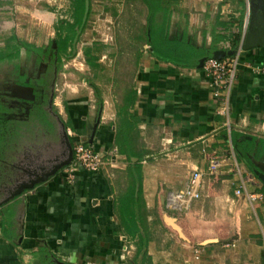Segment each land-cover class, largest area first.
<instances>
[{"label": "crops", "instance_id": "0c3cea01", "mask_svg": "<svg viewBox=\"0 0 264 264\" xmlns=\"http://www.w3.org/2000/svg\"><path fill=\"white\" fill-rule=\"evenodd\" d=\"M184 1H188L186 9L180 12L176 0H167L168 37L174 41L185 40L197 50H211L212 57H240L229 94L228 116L219 113L222 99L216 95L200 63L184 67L159 61L146 50L135 75L137 98L131 113L139 119L138 129L151 151L142 160L143 190L150 210L154 209L161 189L163 205L167 192L182 189L193 169L205 172L207 153L214 159H223L215 173L204 175L208 181L209 202L201 209L196 205L180 219L170 215L177 218L187 239L175 229L178 234L168 230L153 215L150 240L138 253L134 239L125 233L115 212L113 169L125 170L129 166L127 156L121 154L124 158L120 168L105 166L101 172L79 170L73 180L63 168L34 188L1 203L6 204L0 207V264H42L48 258L56 264H264L262 238L253 235L260 236L261 228L264 229V199L251 206L247 193L256 188L246 180L247 175L258 177V191L262 192L264 73L260 69L264 67V0ZM250 5L254 7L253 19L244 29L246 20L249 21ZM223 19L234 22L224 30ZM219 34L226 35L228 41L221 40ZM236 35L240 36L239 44L234 46ZM70 97L66 105L73 129L67 130L76 132L72 136L75 144L90 135V121L77 108L72 109ZM103 97L100 124L95 135L87 137L85 142L105 153L116 149L117 111L114 101ZM60 102L57 97L55 106H61ZM55 113L60 115L62 109ZM38 131L47 132L46 125L31 128L34 137L23 138L38 139L36 148L32 145L34 142L26 144L23 140L24 144H12L17 147L13 150L19 153L29 148L36 157L48 143L45 139L47 143L42 142ZM61 153L60 143L54 158H43V161L28 156L31 153L27 151L24 157L14 159L9 150L7 163L6 155H1L0 172L7 167L15 173L13 183L0 188V201L16 184L35 177L32 173L42 175ZM145 159L147 162L143 163ZM235 160L239 166L245 165L248 174H244V169L241 174L235 169ZM2 184L0 180L1 187ZM5 191L8 192L3 195ZM210 211L214 218L209 217ZM192 212H199L200 223ZM165 214L168 213L163 210L164 222ZM255 221L259 222L258 228ZM185 228L194 237L192 242ZM202 228H210L211 233L205 234ZM198 234H203V238L195 246ZM209 239L213 241L205 243ZM198 249L200 256L196 259ZM145 250L146 256L142 254Z\"/></svg>", "mask_w": 264, "mask_h": 264}, {"label": "rangeland", "instance_id": "374dc122", "mask_svg": "<svg viewBox=\"0 0 264 264\" xmlns=\"http://www.w3.org/2000/svg\"><path fill=\"white\" fill-rule=\"evenodd\" d=\"M74 1L0 0V156L6 155V163L9 159L7 157L9 150H11L14 159L24 157L27 151L31 153L28 156L39 158L41 161H43V158H54L53 155L57 153V148L61 143V127L59 122L56 123L54 119V132L51 131L48 125H46L47 132L38 131L39 136L42 137V142L47 141L48 143L46 142L47 148L40 151L36 157L33 156L34 153L29 148H23L21 151L19 150V153L16 151L14 154L13 149L17 147H12V144L14 143V129L17 126H24L25 130L21 132L24 138L25 136L34 137L30 128H39L45 125L40 121L34 123L35 120H32V122L31 118L35 119L33 115L35 108L39 112L43 109L49 110L46 98L43 96L48 79L43 80L41 78L52 72V69L48 70L49 67H47L52 59L51 53L59 44L63 46L66 39H68L67 56L59 64V75L54 85V102L59 97L61 106H55L54 104L53 112H60L61 108L62 113L60 115L67 120L69 112L67 111L66 99L68 100L71 95L73 99L70 101L72 109L77 108L78 112L81 115H86L90 121L88 125V131L90 132L88 135H90L86 136V140H84L87 141V137L90 138L94 130L98 129L99 118L101 117L100 111L102 110L94 86L101 90L103 96L105 95L111 102L114 101L116 108L117 95H120L121 90L115 86L114 82L115 71L119 69L117 62L120 57L132 61L131 57L134 55L133 47H130L133 40L132 30H134L132 21L135 18L142 21L143 17L137 12L135 6L127 0H92L90 3L92 13L87 30L82 32V29L79 28L76 34H72L69 33L68 29L71 24L76 22ZM187 2L176 0L175 3L178 4L180 12L186 9ZM165 3L167 4V0H165ZM253 10L254 7L250 5L247 26H249V23L251 25ZM79 32L80 34L76 40ZM69 34L73 35L74 38H70ZM49 44L50 46H48ZM149 49L146 48L147 51ZM127 67V72L130 75L132 74L130 70H133V68L136 70L134 63L129 64ZM139 67L140 62L138 63V69ZM25 84L30 87H26ZM35 93L40 94V96L35 97ZM34 105V109L31 110ZM28 114L30 116L26 120L22 119ZM54 118L56 119V116ZM75 133L73 131L72 136ZM23 138L17 143L24 144V142H21L24 140L28 144L31 141L34 142L32 145L36 148L40 142L38 139L28 138L25 140ZM206 156H208L209 166L212 157L208 153ZM10 159L12 158L10 157ZM208 166L205 169L206 177L210 176ZM240 167L244 169V174H248L244 164ZM2 170L0 180L3 184L0 188H5V184L13 183L15 171L13 169L9 170L7 167L6 170ZM205 176V188L202 197L197 202L195 201L192 208L197 205L196 207L201 209L206 202H209L210 197H207L208 181ZM251 179L253 180L251 181V187L256 188L254 182L259 185V178L251 174ZM7 192L2 193L5 195ZM192 213L197 223H200L199 212ZM209 217H215L213 212H209ZM257 223L259 225V222L256 221L254 224L257 225ZM234 228L232 229L234 230ZM213 229L212 227L211 230ZM201 230L205 234L211 233L210 228H202ZM253 235L262 238L261 234L260 236L259 234ZM202 238L203 234L196 236L195 246L199 245L198 243ZM257 241H259V238ZM56 263V261L52 262L50 258L45 262L42 261V264Z\"/></svg>", "mask_w": 264, "mask_h": 264}, {"label": "trees", "instance_id": "16d2710c", "mask_svg": "<svg viewBox=\"0 0 264 264\" xmlns=\"http://www.w3.org/2000/svg\"><path fill=\"white\" fill-rule=\"evenodd\" d=\"M129 3L133 4L137 12L143 17L142 21L139 18L133 19V40L130 47H133L134 55L131 57L132 61L120 57L117 62L118 68L114 74L115 86L120 90V95L118 96L116 102V137L114 146L117 148L120 154L127 156L129 166L125 170L113 169L115 173L114 178V189H115V212L119 215L121 223L123 225L125 233L134 239L138 253L146 248L150 240V225L151 216L155 215L156 218L171 231L173 228L168 226L163 219V210L169 215H174L180 219L184 214H177L170 210H165L160 198L161 189L156 196L155 206L153 210L148 208V203L143 190V164L142 160L146 155L150 154L151 151L147 148V144L141 135L138 126L139 119L134 117L131 113V108L136 102V90H135V75L138 71V63L143 57V51H146V45L150 46L149 52L159 61L174 62L186 67H194L200 63V59L207 55L208 58L212 57L211 50L205 52L203 50H197L191 47L189 44L182 41H174L168 37V26H169V7L165 3V0H127ZM75 19L76 22L71 24L69 27V33L76 34L79 28H82V32L87 30L89 26V19L91 17V6L87 15V20L84 22V17L86 13V0H75ZM92 0H89V5ZM223 29L232 26L233 20L222 21ZM221 40L228 41L226 35L219 34ZM71 36V34H69ZM69 38V37H67ZM70 38H74L73 35ZM240 36L236 35L234 39V46L239 44ZM68 39L65 40L63 46L58 45L56 47V52L52 53L53 57H57L59 63H62L64 57L67 56L68 49ZM51 44V43H50ZM50 44L48 46H50ZM43 47V46H42ZM214 46L212 49L214 50ZM42 49V48H40ZM54 50V51H55ZM135 64L136 70H130L131 75L127 72L129 64ZM137 66V67H136ZM59 68V65L57 66ZM49 69H52L51 74L54 69V61L49 64ZM130 69V68H129ZM53 76V74H52ZM26 87H30L25 84ZM49 86V81L47 82V87ZM95 93L99 100L101 109L104 104V97L101 90L95 87ZM46 96V103H47ZM55 108V106H54ZM55 111V109H54ZM57 112V111H55ZM35 119L34 123L40 121L52 127L54 130L53 119L57 123V120L48 110L43 109L39 112L35 108L33 111ZM61 119L65 122L66 128H72V121L69 119H64L60 115ZM17 122V121H14ZM33 122V121H32ZM27 124V123H26ZM21 125V123H20ZM20 127V126H19ZM18 126L14 129V140L19 141L23 138L21 134L25 130L24 126L19 128ZM37 128V127H36ZM73 129V128H72ZM31 130V128H30ZM70 139L73 143L72 136ZM214 176V175H212ZM213 178L216 179V176ZM262 192L264 191V184H262ZM264 193V192H263ZM6 204V203H5ZM5 204H1L0 207ZM191 242L193 238L191 233L185 228L184 229ZM176 232V231H175ZM177 233V232H176ZM178 234V233H177ZM214 245V244H213ZM212 245V246H213ZM144 256L147 255L145 250L142 253Z\"/></svg>", "mask_w": 264, "mask_h": 264}, {"label": "built area", "instance_id": "2783aa9c", "mask_svg": "<svg viewBox=\"0 0 264 264\" xmlns=\"http://www.w3.org/2000/svg\"><path fill=\"white\" fill-rule=\"evenodd\" d=\"M248 24V19L245 22L244 29H246ZM150 46H146L149 48ZM239 55L226 58L217 57H205L201 61V69L207 73L210 77L213 87L216 89V95L221 97L222 106L220 107L219 113L228 116L230 113L229 106V94L234 86L235 79L237 76L238 66H239ZM261 72L264 73V67H262ZM69 135H73L71 130H68ZM73 159L69 165L64 167V171L67 173L69 179H74L76 173L79 170H86L90 172H101L105 166H110L111 168H120V163L123 160V155H121L117 148L107 151L100 152L97 151L93 145L85 141H77L73 146ZM146 159L143 163H146ZM223 164V159L210 160L208 169L209 174L215 173ZM235 169L241 174V167L237 160L234 163ZM205 172L199 168L193 169L185 186L179 190L168 191L165 198L163 207L165 210H170L177 214L188 213L194 202L202 197L203 190L205 188L204 183ZM246 180L251 183V175H247ZM256 186L254 192L247 193V199L251 206L264 199V193L258 191L260 184ZM263 249H264V229H261ZM230 245V244H229ZM234 245V244H232ZM196 259H199L200 250H196Z\"/></svg>", "mask_w": 264, "mask_h": 264}, {"label": "water", "instance_id": "95a60500", "mask_svg": "<svg viewBox=\"0 0 264 264\" xmlns=\"http://www.w3.org/2000/svg\"><path fill=\"white\" fill-rule=\"evenodd\" d=\"M89 7H90L89 0H86V13H85V17H84V22L87 19ZM79 34H80V32L78 33L76 40L78 39ZM201 61H200V67H201ZM53 86H54V82H53ZM53 102H54V89L52 91V97L50 98L48 107H49V111L56 116L57 121L59 122L60 127H61V129H60V138H61V144H62L61 156L57 157L54 160L55 163L52 164V166L49 167L48 169H44L46 167H44V168L42 167L45 170L42 172V175L32 173V174H34L35 177H31L27 180H24V181L16 184L15 187L10 190L9 194L2 201H0V204L3 202H7L10 199L22 194L27 189L34 188V186L36 184L48 180L51 176H54L57 172H59L61 169H63L64 167H66L67 165H69L71 163V161L73 159V155H74L73 143L70 139V135H69L68 130L66 128L65 122L61 119L60 115L53 112ZM95 130L92 133V137H93V135H95V132H96ZM164 217H165V222L168 225H170L173 229H175L182 238L187 239L185 233L183 232L182 227L178 224L176 217L170 216L168 214H165ZM211 241H213V239H209L205 243L211 242Z\"/></svg>", "mask_w": 264, "mask_h": 264}, {"label": "flooded vegetation", "instance_id": "af4514ba", "mask_svg": "<svg viewBox=\"0 0 264 264\" xmlns=\"http://www.w3.org/2000/svg\"><path fill=\"white\" fill-rule=\"evenodd\" d=\"M56 49V48H55ZM53 52H56V50L55 51H53ZM57 53V52H56ZM52 54V53H51ZM54 61V69H53V76H52V74L51 73H47L46 75L45 74H43V75H45V76H42V78L41 79H43V80H47L48 79V81H49V86L47 87V85H45V90H44V98L46 97V96H48L47 97V105L49 106V101H50V98L52 97V91H53V89H55L54 88V86H53V82H54V85L56 84V80H57V78H58V65L60 64L59 63V61H58V58L55 56V57H53L52 56V59H51V61H50V63L51 62H53ZM49 63V64H50ZM49 64H48V66L47 67H49ZM43 77H45V78H43ZM35 95V97L37 96V97H39L40 96V94H38V93H35L34 94ZM30 100V99H29ZM31 103H33V102H31ZM35 104V103H34ZM36 105V104H35ZM35 105L31 108V110L32 109H34V107H35ZM53 105H54V102H53ZM47 106V107H48ZM35 112V111H34ZM31 114V113H30ZM30 114H28V115H26V117L25 118H22V119H24V120H26L27 118H28V116H30ZM52 114V113H51ZM53 116H54V114H52ZM55 117V116H54ZM57 119V118H56ZM14 143L13 144H18L17 142H19V141H17V140H14L13 141ZM15 147V146H14ZM14 149H16V148H14ZM13 153L15 154L16 153V150H13Z\"/></svg>", "mask_w": 264, "mask_h": 264}]
</instances>
